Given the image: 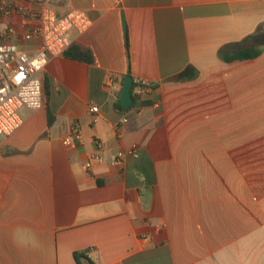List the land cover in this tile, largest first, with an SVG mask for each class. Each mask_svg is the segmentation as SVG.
Wrapping results in <instances>:
<instances>
[{"label": "crops", "instance_id": "obj_1", "mask_svg": "<svg viewBox=\"0 0 264 264\" xmlns=\"http://www.w3.org/2000/svg\"><path fill=\"white\" fill-rule=\"evenodd\" d=\"M29 1L87 11L70 41L93 61L53 57L45 106L0 138V264H264V0ZM17 226L41 246L14 244Z\"/></svg>", "mask_w": 264, "mask_h": 264}, {"label": "built area", "instance_id": "obj_2", "mask_svg": "<svg viewBox=\"0 0 264 264\" xmlns=\"http://www.w3.org/2000/svg\"><path fill=\"white\" fill-rule=\"evenodd\" d=\"M22 24V28L21 24ZM92 19L87 11L72 9L60 16L48 2L34 6L29 0H13L0 4V138L13 135L24 123L22 110L37 111L45 106L44 74L53 57L63 55L71 47L70 34L83 33ZM36 45H32V43ZM149 85L138 83V92ZM93 106L91 113H97ZM65 144L83 142L81 125L75 123ZM85 165L102 161L101 143ZM136 151L119 152L116 163L122 164Z\"/></svg>", "mask_w": 264, "mask_h": 264}, {"label": "trees", "instance_id": "obj_3", "mask_svg": "<svg viewBox=\"0 0 264 264\" xmlns=\"http://www.w3.org/2000/svg\"><path fill=\"white\" fill-rule=\"evenodd\" d=\"M264 45V42L262 43ZM127 48L129 49V45L127 43ZM262 53V48H259L257 46H252L249 48H242L239 49L238 51L234 52L232 55L228 56H223L221 53V56L225 60H233L237 58H242V59H247V58H256ZM65 56L70 57L72 59H79V60H84L86 62L91 63L93 61V56L90 51L88 50H82L77 46H71L67 51L64 52ZM197 72L194 68L188 67L183 73L180 75L176 76L174 79L175 80H188L196 77ZM135 87V83L132 85V90ZM120 109H124L121 105H118ZM75 257L77 259L78 264H83L81 259L86 257L84 253H76ZM88 259V258H87ZM89 260V259H88ZM91 262V261H90Z\"/></svg>", "mask_w": 264, "mask_h": 264}, {"label": "clouds", "instance_id": "obj_4", "mask_svg": "<svg viewBox=\"0 0 264 264\" xmlns=\"http://www.w3.org/2000/svg\"><path fill=\"white\" fill-rule=\"evenodd\" d=\"M198 179L203 180L204 177L198 175ZM13 243L20 248H39L41 240L38 234L29 227L17 226L11 233Z\"/></svg>", "mask_w": 264, "mask_h": 264}, {"label": "water", "instance_id": "obj_5", "mask_svg": "<svg viewBox=\"0 0 264 264\" xmlns=\"http://www.w3.org/2000/svg\"><path fill=\"white\" fill-rule=\"evenodd\" d=\"M123 27L125 30L126 23L125 19L123 18ZM132 85H133V77L128 75L125 80V84L122 90V95H121V105L124 108H129L133 104V98H132Z\"/></svg>", "mask_w": 264, "mask_h": 264}, {"label": "rangeland", "instance_id": "obj_6", "mask_svg": "<svg viewBox=\"0 0 264 264\" xmlns=\"http://www.w3.org/2000/svg\"><path fill=\"white\" fill-rule=\"evenodd\" d=\"M10 1H11V0H7V1H6V0H0V4H1V3H8V2H10ZM32 1H39V0H32Z\"/></svg>", "mask_w": 264, "mask_h": 264}]
</instances>
